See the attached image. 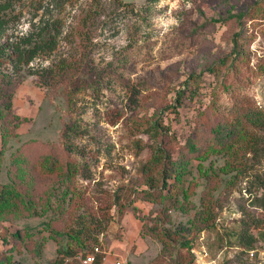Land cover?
<instances>
[{"label":"rangeland","instance_id":"rangeland-1","mask_svg":"<svg viewBox=\"0 0 264 264\" xmlns=\"http://www.w3.org/2000/svg\"><path fill=\"white\" fill-rule=\"evenodd\" d=\"M7 1L5 38L17 40L44 16L60 19L62 33L53 50L14 76L13 91L0 86L1 115L19 116L6 126L4 146L0 137V189L15 182L34 199L32 212H1L0 264L65 259L71 254L59 250L78 248L72 232L82 228H91L85 243L98 239L124 264H264L263 240L253 255L225 235L242 224L254 234L264 228V209L235 177L247 166L264 175L254 139L192 160L181 193L167 189L160 202L138 197L150 189L143 165L165 140L175 145L164 133L154 136L157 119L180 143L239 120L264 145V127L248 121V113L264 111V0H100L87 39L76 29L92 0ZM63 60L74 67L66 76L52 70ZM6 72L1 66L0 76ZM50 154L60 160L56 169L34 173ZM16 158L22 178L10 173Z\"/></svg>","mask_w":264,"mask_h":264},{"label":"trees","instance_id":"trees-1","mask_svg":"<svg viewBox=\"0 0 264 264\" xmlns=\"http://www.w3.org/2000/svg\"><path fill=\"white\" fill-rule=\"evenodd\" d=\"M155 1L157 0H148V2ZM99 3L100 0H92L93 8L88 10L84 20H82L83 29L79 31L76 29L77 36L87 39L86 36H88L90 33L88 32L89 27L91 26L93 18L96 17L91 16L90 13L94 11V9L95 11H99ZM12 8V3L10 1L0 0V67L6 66L9 70H11V72H6L0 76V86H6V93L13 91L14 87H16V84L12 81L14 76H18L19 72H22L24 69L30 67L31 62H33V60L36 59L40 53H47L49 50H53L57 46L59 35L62 33L60 19L52 17L46 18V16H44L40 18L39 22L33 24L32 29L27 31L23 36L17 38V40L11 41L4 36L7 29L6 27L11 19L6 17L5 13H7L9 10L11 11ZM2 39L4 40L2 41ZM84 62L85 61L76 63V68H80L81 64ZM72 67L73 66L71 64H68L63 60L52 70L55 71V74L57 73L59 75L66 76ZM184 93V91H179L177 103L172 106L174 111H178V107L181 105V100L183 99ZM2 111L3 110L0 107V137H2V144L4 146L6 143V137L8 136L7 135L5 137V128L13 121V119L18 118L19 116L14 115V118L8 120L6 116L4 117L1 115ZM248 119L252 125L264 127V111L262 110H255L248 113ZM157 120L159 123L155 122L154 128H156V130L154 136L156 138H160V136L162 137V134L164 133L166 136L172 138V140L175 141V145L174 149H170L167 146L168 141L165 140L166 144H163V146L158 145L155 156L148 163L143 165L142 169L145 167V172H148L147 176L150 180L148 185L150 189L141 190L138 197H142L146 200L160 202L164 198V191L172 187H178L177 192L181 193L183 190L182 183L185 176L189 172L187 170L188 164H190V162L194 159L202 160L207 156L208 153L227 151L232 149L236 143H246L245 141H252V139H254L253 152L256 155L264 153V145L257 147V142L260 140L258 135L252 133L247 134L246 130L243 128V125H240L239 120L237 123H232V125L218 122L216 125L212 126L210 134L202 133V136L196 135L194 137L195 139L192 141L187 140L181 143L176 133H171L170 126H166L162 120ZM160 126L162 130L161 132H158V130H160ZM198 131H200V129L195 130L196 133ZM71 133H74L73 129L71 127H67L65 129V135H67L66 137L68 138ZM205 140L208 141L206 149L203 144ZM177 148L179 149L180 154L179 156L175 157L174 152ZM14 162L15 163H13V166L10 168V173L17 175V177L20 175L22 178L23 174H20V170L23 169L21 167L23 165L20 164L21 162H19L17 158ZM58 163H60L58 156L55 154H50L40 165L35 164L39 167L33 171L36 173V171L38 172L41 170V168H43L47 172H52L56 169ZM147 166L148 168H146ZM250 168L252 167L250 166ZM156 171L157 176L154 175ZM250 171L251 170H249L247 166L242 169V171H240V176L237 175L235 177H238V183H240L239 185H241V188L248 191L253 196L255 199L254 203L260 208L262 207V209H264V175L259 176V174ZM40 172H42V170ZM172 179H174V182H172ZM156 181H159L161 184L160 186L162 187V191L156 190L155 192V187L158 183ZM243 182H246L245 186ZM29 186L33 191H35L34 189L37 187L34 183H29ZM18 207L21 208V211L24 209L28 212H32L34 209V199L33 197H26L25 194L19 190V187L15 184V182H10L0 189V214H2L1 212L11 214L9 212H11L13 208ZM159 212L163 213L164 211L159 210ZM169 219L170 218H166L165 220L170 222ZM207 221L209 222L213 220ZM214 226V224L209 225L208 229L212 230ZM152 230L154 232L161 231L163 233V230L166 231L167 229L162 228L160 230L158 226H156L152 228ZM89 231H91V228H86L85 230H83V228L80 230H74L72 232V237L77 240L79 244L77 246L78 248L74 249L73 244L72 246H64V249H60L59 253H63L65 257L69 256L70 254L73 255L78 252L88 251L94 246L101 245L98 239L95 243H85L86 239L91 237ZM81 235H85L83 240L81 239ZM225 235L229 236L228 244L230 246L241 247L246 245L248 252H253L256 254L257 248H255L254 244L258 240L264 241V228L259 229L254 234L242 224L240 225L239 230H237L235 233L227 232ZM14 236L19 237L20 234L17 232L14 234ZM218 240L222 241L223 237H219ZM63 260L64 258H61L60 256L53 264H60ZM101 263L102 262L98 260L95 264Z\"/></svg>","mask_w":264,"mask_h":264},{"label":"built area","instance_id":"built-area-1","mask_svg":"<svg viewBox=\"0 0 264 264\" xmlns=\"http://www.w3.org/2000/svg\"><path fill=\"white\" fill-rule=\"evenodd\" d=\"M252 254L254 255L253 252ZM115 256H117V254H114L110 248L101 244L94 246L88 251L78 252L73 256L70 255L69 257H66L62 264H70L71 262H76L77 264H95L98 260L103 263L106 262L110 257L115 258ZM123 263H125L124 260L120 259L115 262V264Z\"/></svg>","mask_w":264,"mask_h":264},{"label":"crops","instance_id":"crops-1","mask_svg":"<svg viewBox=\"0 0 264 264\" xmlns=\"http://www.w3.org/2000/svg\"><path fill=\"white\" fill-rule=\"evenodd\" d=\"M115 252L117 253V251H115ZM117 259H118L117 256H115V258L110 257L106 262H103L101 264H115V262L117 261ZM120 260H124V262L126 263V260L124 258L123 259H120Z\"/></svg>","mask_w":264,"mask_h":264}]
</instances>
